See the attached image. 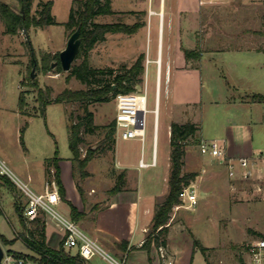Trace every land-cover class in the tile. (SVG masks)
<instances>
[{"label": "rangeland", "instance_id": "1", "mask_svg": "<svg viewBox=\"0 0 264 264\" xmlns=\"http://www.w3.org/2000/svg\"><path fill=\"white\" fill-rule=\"evenodd\" d=\"M4 1L19 8L17 0ZM180 1L182 6L194 10L192 15L199 9V0ZM38 2L39 0H34L32 12L37 11ZM51 2L57 22L42 26L32 25L27 31L19 28L15 33L8 32L0 15V157L31 188L37 192H45L46 182L54 178L53 174H46V158L53 156L56 149L58 155L65 159L72 156L68 125L84 116L86 107L92 110L94 122L100 127L94 131H86L84 128L83 141L80 143L81 157L85 156L90 146H100V150L87 163L85 167L87 173L82 174L79 167H76L75 175L73 167L71 172V176H74L82 187L85 209H89L85 222L78 224L92 236L86 229L88 220L91 219L95 207L104 205L113 196L110 189L116 182L117 174H114L112 169L115 167L117 173L121 171L116 167L115 151L102 142L106 132L104 125L115 121L116 98L110 94L107 100L52 101L46 105L45 112H42L43 103L39 98V87L45 89L51 87V95L55 97L66 87L82 88L100 83L103 78H111L109 73H98L92 83L86 84L69 74L70 70H58L60 51L66 46L71 34V30L64 22L69 18L72 0H51ZM166 4L164 22L160 23L159 14H154L149 28L136 37L133 33L109 32L105 39L96 42L89 50V60L93 65L116 68L124 62L131 64L136 54L144 51L145 71L141 74L142 82L139 84V90H145L147 80L148 108H153L157 93L155 58L159 51L161 33L162 81L157 131V164L140 167L138 177L143 190L153 188L159 191L168 181L170 173L168 125L172 119L181 122L195 121L199 125V135L222 134L225 112L220 98L226 93L224 91L231 75L223 71L218 60L225 59L230 66H235L236 70L240 71L246 66L245 58L249 56L245 51L232 50L210 59L206 52L200 61L195 58L188 61L184 53L185 46L192 42H195L194 45L200 43L217 47L264 45V0H206L201 5L202 14L198 13V22L195 17H188V20L184 18L182 20L181 17L180 32L176 24V28L171 32L169 23V10L173 4H176V0H166ZM151 10L155 11L153 7L149 8L150 12ZM183 16H188L187 12H184ZM96 20H123L130 23L137 20L144 21L143 15L129 11L100 15ZM248 29H255L260 33L250 32ZM171 44L180 69L178 74H175L174 70L168 82L166 69ZM47 54L49 55L45 60L52 61L50 67L45 69L43 56ZM34 56L37 59L36 65L32 64ZM253 56L264 59V52L255 53ZM148 57L151 60L147 63ZM80 59L81 57L75 61ZM53 62H56L54 66H52ZM32 72L34 76H31ZM21 92H24L25 112L20 109ZM167 92H170L172 97L182 94L181 98L184 102L181 103L184 104L170 108L168 105L170 97ZM216 99H220L219 104ZM154 130V112L148 110L144 146L140 139L123 138L116 132L115 146L118 152L127 155L132 163H138L142 155L146 160H151ZM261 147L264 149V143H261ZM199 149V141L190 139L185 159L191 154L189 150H192V158L187 159L184 165L185 171L195 169L203 174V179L194 180L198 203L195 207L184 205L179 208L174 207L169 219L168 241L171 245L168 247L171 249L166 248L169 256L164 259L155 248L157 264H167L169 259L174 260L176 264H247L246 243L253 238L264 236V199L256 193L255 180L242 179L239 174L230 177L224 164L209 156L201 157ZM51 168L53 173L54 166L52 165ZM28 173L32 175L31 178H28ZM129 184L134 186L135 180ZM164 196L165 194L162 196L159 194L157 201L162 200ZM15 198H19L21 202L26 201L25 193L16 184L14 185L8 176L0 173V203L4 206L0 212V241L5 253L13 254L16 258L23 256L27 264H37L38 254L21 237L16 236L25 229L17 218ZM54 207L65 216H70L66 204L58 203ZM41 218L46 220V224L48 222V232L54 233L51 244L59 246L60 228L56 227L58 224L55 219L48 217L46 213L42 214ZM30 225L35 226L33 222ZM151 226L152 222L148 231ZM2 236L14 241L5 243ZM101 239H98L99 242L110 254L120 261L124 260L122 255L110 249L117 245L109 237ZM195 239L208 248L203 251L200 245L195 246ZM72 250L75 251L76 247H72ZM91 262L113 264L100 254H97ZM125 263L131 264L130 259H125Z\"/></svg>", "mask_w": 264, "mask_h": 264}, {"label": "trees", "instance_id": "2", "mask_svg": "<svg viewBox=\"0 0 264 264\" xmlns=\"http://www.w3.org/2000/svg\"><path fill=\"white\" fill-rule=\"evenodd\" d=\"M19 8H15L8 2L0 1V15L6 25L8 32L15 33L19 28H24L26 31L32 26H42L48 23L57 22L55 15L52 12L51 0H39L36 12H32L34 0H17ZM133 11V10H132ZM115 10L112 7V0H73L69 18L65 21V25L73 32L78 26L81 28L80 37L81 44L77 58L79 61H74L70 68L69 74L76 76L80 81L86 84L93 82L98 73L111 75V78H103V81L95 85H88L82 88L66 87L60 91L55 97L51 95V87L47 89L39 87V98L42 100L43 109L49 102L52 101H80L88 100H107L110 94L116 97L119 92H130L139 90V84L142 82L141 74L145 71V52H140L131 64L124 62L119 68L113 66L99 67L93 65L89 60V50L99 40L105 39L107 33L122 31L126 33H134L144 24V21L137 20L129 23L123 20L115 21H100L96 20L101 14H111ZM264 17V11H263ZM250 32L260 33L255 29H248ZM262 33V32H261ZM43 56V67H50L51 61L47 62L46 56ZM185 55L188 59H200L202 56L201 44L192 48H185ZM58 56V54L56 55ZM76 58V59H77ZM37 59L32 58V64L36 65ZM61 60L58 62V70H62ZM32 76V73H31ZM264 97V94H253V96ZM20 109L25 112L23 105L25 104L24 92L20 93ZM99 124L94 122V113L86 107V113L79 120L69 123L68 137L69 144L72 150V167L74 175L76 167H79L82 174L87 173L85 167L92 159L96 152L100 150V146H90L84 157H81L80 143L83 141L82 133L84 128L86 131H94ZM106 132L102 142H105L109 149L115 151L116 126L115 121L104 125ZM199 125L195 121L181 122L172 120L170 123V173L168 177L169 189L164 198L157 201L155 204V212L153 215L151 229L142 243V247L147 249L149 258L152 259L151 253L153 245L156 247L167 246L168 233L170 229V217L175 205L181 202L180 192L185 185L191 184L198 176V170H184L185 156L190 139L200 140L198 134ZM60 156L56 149L53 156L46 158V174L54 175L57 182L58 190L61 199L67 201L70 205V216L75 221L82 219L86 212L79 210L78 207L66 196V187L61 177V167L59 164ZM54 166V172H51V166ZM116 176V182L111 187L110 191L115 193L123 188L126 183V170H121L117 173V169H112ZM15 185V183L11 180ZM77 186L83 195L82 187L77 181ZM84 198V195H83ZM15 205L20 214L21 223L25 230L18 233L17 237H21L30 248L38 254L37 264H92L89 259L82 256L79 250H72V247L67 248L64 244V237L60 245L54 247L48 244L46 240V220L41 216L34 219H29L24 215V210L21 207L19 198H15ZM99 207V206H97ZM95 207L94 209H96ZM0 212L2 207L0 205ZM35 226H31V223ZM5 243L13 242L14 239H8L2 236ZM122 241L121 243H124ZM122 245V244H121ZM194 245H200L205 251L208 246L201 244L198 239L194 240Z\"/></svg>", "mask_w": 264, "mask_h": 264}, {"label": "crops", "instance_id": "3", "mask_svg": "<svg viewBox=\"0 0 264 264\" xmlns=\"http://www.w3.org/2000/svg\"><path fill=\"white\" fill-rule=\"evenodd\" d=\"M199 5H200L199 9L195 10V14L192 15V13H194V10H190L186 6L185 7L182 6L181 1L176 0V4L175 5L173 4L171 9L169 10V23L171 25V32L174 31L176 25L178 31L180 32L179 25H180L181 17L182 20L183 18L188 20L189 19L188 17H192V18L195 17L196 21L198 22L197 17L199 14H202L201 13L202 11H200L202 5L200 3V0H199ZM112 7L115 10V12L111 14H116V13L121 14L122 12L129 11L132 12L133 14L143 15L144 25L140 26L139 29L133 33L135 35L134 37H136L141 32L149 28L152 15L159 14L160 23L164 22L167 11L166 0H112ZM150 7L151 8L153 7L155 11L150 12L149 11ZM184 12H187L188 16L186 17L183 16ZM101 15L105 16L110 14H101ZM100 21H106V20H100ZM116 32L121 33L122 31H116ZM194 44L195 42H192L188 46H185V48L187 47L192 48L197 46ZM172 47L173 45L171 44L169 57L167 58L169 75L166 80L168 82H170L174 70H175V74H178V70L180 69V66L177 65V61L175 60ZM201 48H202V55L208 52L210 59L217 58L216 57L217 55L232 50L245 51L246 53H249V56L248 57L246 56L247 58H245V60L247 61L245 64L246 66L243 67L240 71H237L235 66H230L229 65L230 63L227 62V60L225 59H222L223 61L218 60V63L222 65L223 71L229 73L228 74L229 76L231 75L230 79L228 78V83L224 91L226 93H224V95L221 98L219 97L222 101L225 112L224 129L222 134H218V135L201 134L200 138L201 137L224 138L227 141L228 153L237 159L242 156H249L259 151H264V149L261 147V143H264V97H262V95L253 96V94H264V59L263 58L257 59L255 56H253L255 55V53L264 52V45L217 47L208 44L207 45L201 44ZM138 54H136L135 58L137 57ZM201 59L202 56L198 60L200 61ZM189 60L191 61V59H188V61ZM185 61L187 62L186 57H185ZM167 94L168 97H170L169 101L171 104L170 103L168 104L170 108L177 104L180 105L184 104L181 103L184 102L182 101L183 99L181 98L182 94L181 95L178 94L174 97L170 96V92H167ZM220 99H216V102L218 104L220 102ZM168 132L170 134V123L168 125ZM189 152L191 154L187 155L188 158L185 159V163L187 159L192 158V150H189ZM114 155H115L116 167H119L121 170L123 169L126 170V183L121 190L113 193V196L104 205H100L99 207L93 210V215L91 219L88 220L86 229L89 230L92 236L96 237L97 239L99 238L101 239L103 237L104 238L109 237L110 240L117 245L115 247L113 246L110 247V249L113 250L115 253L122 255L124 261L125 259L126 260L130 259L131 264H157V256L154 253V249L155 248L158 249L160 253L159 247L153 245L152 253H151L152 259H150L149 253L147 249L142 247V243L147 235L148 227L153 220V215L155 212V204L157 202V196H159V194L160 196H162L163 194L167 193L169 189V183L167 181L165 187H163L159 191L157 189L154 190L153 188H148L143 190L140 185V179L138 177L140 167H143V166H139V160L138 163L130 162L127 155L118 152L117 146H115ZM200 155L203 158H208L209 156L213 159H216L213 156L202 153L201 150H200ZM67 158L68 159H65L60 156L59 159V164L61 167V177L66 187V196L78 207L79 210L86 212V215L78 221L79 223L83 221L85 222L86 216H88L87 213H89V209H85L86 205L84 202L83 195L81 194L77 186L76 179L74 178V176L73 177L71 176V172H72V161L70 159L71 155ZM27 176L28 178L32 177V175H30L29 173L27 174ZM197 178L203 179V174L200 173V171ZM133 180H135L134 186L129 184ZM193 183L196 186L195 181H193ZM62 200L63 199H61V201H59L58 203L66 204L70 212L69 203L65 200L63 201ZM15 201L16 199L14 200V207L16 209ZM25 202H26L25 200L24 202H21V207L23 210L25 209ZM0 205L3 210L4 208L3 203H0ZM16 214L20 223L21 218L17 209H16ZM56 227L60 228L58 232L60 233V242H61L65 234V229L63 226L56 225ZM53 237H54V233L53 232L52 234L49 233L48 226H46V240L48 244L57 247L58 245L51 244V238ZM122 241L125 242L121 243ZM169 245H171L170 241H168L166 248L171 249L168 247ZM97 254L100 253H96L92 258L89 259V261L91 262V260ZM103 257L106 258L105 256ZM91 263L93 264V262Z\"/></svg>", "mask_w": 264, "mask_h": 264}, {"label": "built area", "instance_id": "4", "mask_svg": "<svg viewBox=\"0 0 264 264\" xmlns=\"http://www.w3.org/2000/svg\"><path fill=\"white\" fill-rule=\"evenodd\" d=\"M206 0H200L205 3ZM154 12V10H151ZM161 33L159 35V51L155 58L157 62L156 82L157 93L153 108H148L147 80L145 90H136L130 92H119L116 95L117 111L115 115V126L117 134L123 138H138L144 146L146 141V113L148 110L154 112V141L153 153L150 161L142 155L139 158V166H150L157 164V131L159 125L160 110V88L162 81V58H161ZM151 59L148 57V61ZM169 75V67L166 69V79ZM199 148L202 153L215 157L220 163L227 166L230 177H239L242 179L255 180L254 188L260 198L264 199V151H259L249 156L235 158L228 153L227 141L223 138H206L201 137ZM237 168V171H236ZM0 173L8 176L26 195L24 215L29 219L42 216L46 213L48 217L55 219L56 224L65 229L64 244L68 247H76L80 254L87 259L92 258L96 253H100L109 259L113 264H126L124 260L116 259L109 251L99 242V240L84 229L78 222L70 216H65L58 211L54 205L57 204L61 197L56 180L53 178L45 184V192H37L31 188L28 183L12 170L7 162L0 157ZM181 202L175 205L195 207L198 203V192L195 184L192 182L185 185L180 192ZM246 252L248 253L247 264H264V236H259L248 240L246 243ZM160 255L164 259L168 258V251L165 246H160ZM1 264H27L25 258L20 256L16 258L13 254L5 253ZM167 264H176L172 259Z\"/></svg>", "mask_w": 264, "mask_h": 264}, {"label": "water", "instance_id": "5", "mask_svg": "<svg viewBox=\"0 0 264 264\" xmlns=\"http://www.w3.org/2000/svg\"><path fill=\"white\" fill-rule=\"evenodd\" d=\"M81 28L78 26L67 39L66 46L60 51V60L64 70H70L72 64L76 60L78 56V51L81 44V37H80ZM56 62L52 63L54 66ZM32 76H34V72H32ZM5 250L0 241V264L4 257Z\"/></svg>", "mask_w": 264, "mask_h": 264}]
</instances>
